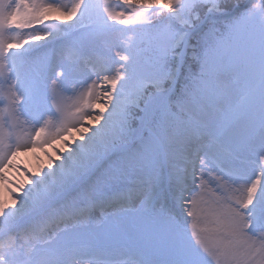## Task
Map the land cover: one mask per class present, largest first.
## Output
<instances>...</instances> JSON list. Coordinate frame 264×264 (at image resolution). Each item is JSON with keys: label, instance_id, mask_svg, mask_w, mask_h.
I'll return each instance as SVG.
<instances>
[{"label": "snow or ice", "instance_id": "6c2138e0", "mask_svg": "<svg viewBox=\"0 0 264 264\" xmlns=\"http://www.w3.org/2000/svg\"><path fill=\"white\" fill-rule=\"evenodd\" d=\"M10 183L0 264H264V0H0Z\"/></svg>", "mask_w": 264, "mask_h": 264}, {"label": "bare ground", "instance_id": "6f19581e", "mask_svg": "<svg viewBox=\"0 0 264 264\" xmlns=\"http://www.w3.org/2000/svg\"><path fill=\"white\" fill-rule=\"evenodd\" d=\"M34 149H28V152H33ZM41 159H39L38 156H25L23 153H20L19 156L16 158L17 165L24 166V169L29 170V172L38 173L41 169H46L47 164L43 163ZM26 167V168H25ZM26 173L24 170H19L12 168L11 170L7 171L6 174L9 177L10 181H16L18 183H26V179L28 175H25ZM8 187L15 188V184H9L7 187L0 188V196H2L5 199L10 200L11 194L8 192Z\"/></svg>", "mask_w": 264, "mask_h": 264}, {"label": "rangeland", "instance_id": "374dc122", "mask_svg": "<svg viewBox=\"0 0 264 264\" xmlns=\"http://www.w3.org/2000/svg\"><path fill=\"white\" fill-rule=\"evenodd\" d=\"M63 3L68 4L71 3V0H62ZM113 3H115V0H112ZM46 23H58L57 21L54 20V18L50 17L49 21H46ZM99 103H103L104 102V98H101L100 101H98ZM98 111V110H97ZM87 123V122H86ZM60 147L59 144L56 145H46L44 148H40V147H36L33 152H28V151H21L17 154V156L20 155V153H23L25 156H38L39 159H41L42 161H44L43 163L48 164L49 161V154L55 153L56 155H59V153L56 151V149ZM16 156V158H17ZM16 158L13 161V163H16ZM26 168V167H25ZM12 168L10 167L9 169L6 170L9 171ZM20 170H24V166L20 165ZM30 173H34V172H30ZM25 175H28V173H24ZM1 192V191H0ZM135 255V253L130 249V248H121L118 252V256L121 260H127L129 259L131 256Z\"/></svg>", "mask_w": 264, "mask_h": 264}]
</instances>
